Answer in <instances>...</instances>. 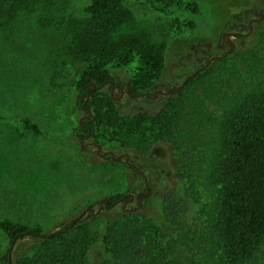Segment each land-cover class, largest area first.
I'll list each match as a JSON object with an SVG mask.
<instances>
[{
  "label": "trees",
  "instance_id": "1",
  "mask_svg": "<svg viewBox=\"0 0 264 264\" xmlns=\"http://www.w3.org/2000/svg\"><path fill=\"white\" fill-rule=\"evenodd\" d=\"M32 1L0 0V10H8V3L16 10ZM123 1L91 0L76 21L83 26L88 66L74 88L82 110L95 107V118L83 122L141 154L153 155L158 144L182 151V192L168 191L157 211L144 203L158 193L150 185L144 186L148 195L135 207L124 201L113 207L124 196L117 194L106 205L110 213L101 232L81 213L74 216L73 227L74 218L62 225V232L49 233L0 217L7 240L0 264H264V31L256 47L236 53L229 63L215 60L174 89L176 97L163 112L122 114L99 93L111 79L109 68L137 59L138 70L130 81L135 94L153 84L162 68L157 46L135 36L114 39L125 21ZM151 2L163 10L200 14L198 0ZM173 23L178 25V19ZM187 26L196 27L193 21ZM89 128L83 127L87 132ZM24 129L40 132L28 119ZM192 201L201 203L194 213ZM20 242L28 247L14 260Z\"/></svg>",
  "mask_w": 264,
  "mask_h": 264
},
{
  "label": "rangeland",
  "instance_id": "2",
  "mask_svg": "<svg viewBox=\"0 0 264 264\" xmlns=\"http://www.w3.org/2000/svg\"><path fill=\"white\" fill-rule=\"evenodd\" d=\"M198 1L201 8L197 16L176 8L163 10L151 0L123 1L120 11L125 12V21L114 32V39L135 36L162 51L158 79L141 91L153 95L157 89L182 85V75L195 76L192 68L207 51L206 44L239 23L251 0ZM90 2L33 0L16 10L10 3L8 10H0V217L43 233L60 229L90 208L96 213L83 216L101 232L110 213L105 208L112 197L147 192L145 179L125 158L101 156L92 142L101 146V153L129 154V162L138 165L152 190L158 192L155 199L144 201L149 208L159 210L161 197L172 189H183L178 180L182 151L158 144L153 155L141 154L120 147L109 134L83 129L86 123L80 120L84 121L88 112L80 108L74 86L88 60L82 46L83 26L76 21ZM188 21L194 22L195 29L187 26ZM263 31L264 25H260L245 40L234 39L235 52L222 61H234L236 53L256 47ZM212 52L222 54L224 50L214 46ZM137 70V59L111 66L116 90L107 85L100 88V96L113 101L122 114L163 112L176 96L162 97L154 105L121 96L119 84L131 81ZM197 93L203 94L202 90ZM89 111L95 118V107ZM26 119L40 132L25 130ZM122 205L119 202L115 208ZM127 205L135 207L136 202ZM200 207L201 203L192 201V213ZM6 244L0 229V252ZM24 247H28L24 242L15 247L14 260Z\"/></svg>",
  "mask_w": 264,
  "mask_h": 264
},
{
  "label": "flooded vegetation",
  "instance_id": "3",
  "mask_svg": "<svg viewBox=\"0 0 264 264\" xmlns=\"http://www.w3.org/2000/svg\"><path fill=\"white\" fill-rule=\"evenodd\" d=\"M242 20L239 23H234L232 24L230 30L226 29L224 31H222L218 38L212 39L209 43H207L206 47H207V51L204 52V54L202 55V57L200 59H197L195 61L194 67L192 69H194V73H199L200 71L206 69L208 67L209 64L213 63L215 60H223L224 58L228 57L229 55L232 54L233 51L236 50L237 48V44L235 43L234 39H240V40H245L246 38L250 37L251 34H253L255 32V30L260 26V25H264V0H251L249 2V4H247L246 8L243 11V16H242ZM237 19V18H236ZM235 20V19H234ZM234 43V47L232 45V43ZM215 47H220L221 49L224 50V52L222 54H214L213 48ZM215 56H220L221 58L217 59L214 58ZM213 59V60H212ZM199 63V64H197ZM193 76V75H192ZM192 76H186V75H182L180 78L184 77L182 85L178 86V87H170L168 89H157L153 95H150L149 93H146L145 91H141L140 93H133L131 91V87H130V81L127 82H123L121 84H119L120 88H121V92H122V97L124 95L128 96L129 100H143V101H148L151 100V103L149 102V104H156L157 102L160 101V98L164 97V98H168L169 96H171L172 91L174 89H179L181 87H183L186 83V81L191 78ZM178 78V79H180ZM109 86L111 87L112 91L116 90V83L115 81L111 79L108 81V83L102 84L100 86V88H103L105 86ZM160 90H164L165 92H159ZM171 94V95H170ZM155 102V103H153ZM86 112H88V115H86L88 119L90 117H92V115L90 114V111L87 109L85 110ZM93 120V117H92ZM81 124L83 123V119L82 121L80 120ZM84 127L89 128L88 124H84ZM92 130L89 128V133ZM92 146H96V143H90ZM97 147V146H96ZM98 149V148H97ZM98 151V150H97ZM127 162V161H126ZM131 168L135 167L137 169V171L139 172V176L144 180V186L145 185H150L147 176L145 175V173H143V171H141V169H139L137 164H133L130 163L129 161L127 162ZM134 169V168H133ZM146 187V186H145ZM144 187V189L146 190V188ZM151 187V185H150ZM152 188V187H151ZM140 193H144V195H148L147 192H143V191H139ZM137 192V193H139ZM136 193V194H137ZM131 194V193H128ZM135 194V193H132ZM135 194V195H136ZM141 195V196H144ZM127 194H125L121 200H119L116 204H118L121 201H124L125 204L127 205L128 203H130V197H126ZM126 197V198H124ZM124 198V199H123ZM140 200L137 199V197L135 196L134 201L132 202H138ZM108 203V200H107Z\"/></svg>",
  "mask_w": 264,
  "mask_h": 264
},
{
  "label": "water",
  "instance_id": "4",
  "mask_svg": "<svg viewBox=\"0 0 264 264\" xmlns=\"http://www.w3.org/2000/svg\"><path fill=\"white\" fill-rule=\"evenodd\" d=\"M232 43V45H233V47H234V43L233 42H231ZM214 58H217V59H219V58H221L220 56H215ZM213 60V59H212ZM194 76V75H193ZM102 87V86H101ZM91 89L93 90V89H95L94 87H91ZM159 92H165L164 90H160ZM81 121H82V119H81ZM96 146H97V148H98V154L99 155H101V156H107V155H111V157H113V159L114 160H120V159H122V158H125V160L128 162L129 161V158H130V156H129V154L128 153H125V154H122V155H118V156H115L114 155V153H112L111 151H105L104 153H101L100 152V150H101V146L100 145H97L96 144ZM141 195H144V193H137L136 195L135 194H127V196L128 197H130V201L132 202V201H134V198H135V196L137 197V199H139L140 197H141ZM126 196V197H127ZM126 197H124V198H126ZM123 198V199H124ZM115 205V203L113 204V206ZM91 212V213H96V211H95V209L94 208H90V209H88V210H85V211H83L82 212V214L80 215V216H83V215H85L86 213H88V212ZM76 219H77V217H75L74 218V220H73V222H72V227L74 226V223H75V221H76ZM60 231L62 232L63 231V229H60Z\"/></svg>",
  "mask_w": 264,
  "mask_h": 264
}]
</instances>
